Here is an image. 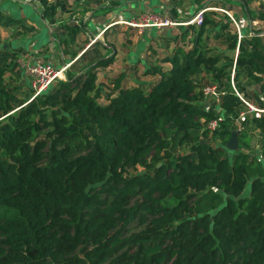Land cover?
Segmentation results:
<instances>
[{"label": "trees", "instance_id": "16d2710c", "mask_svg": "<svg viewBox=\"0 0 264 264\" xmlns=\"http://www.w3.org/2000/svg\"><path fill=\"white\" fill-rule=\"evenodd\" d=\"M72 1L74 14L119 4ZM190 1L201 23L178 25L170 68L144 73L159 78L149 90L124 72L106 92L99 73L116 56L99 42L107 55L74 54L65 80L33 98L26 78L23 97L7 75L24 50L0 41V264H264V32L238 30L230 6L250 22L244 0ZM39 2L46 26L73 12L70 0ZM24 21L0 9L12 38L31 30ZM235 132L245 148L258 138L261 158L229 151Z\"/></svg>", "mask_w": 264, "mask_h": 264}, {"label": "rangeland", "instance_id": "374dc122", "mask_svg": "<svg viewBox=\"0 0 264 264\" xmlns=\"http://www.w3.org/2000/svg\"><path fill=\"white\" fill-rule=\"evenodd\" d=\"M244 1L248 4L250 12L253 14L251 20L252 29L264 32V11L260 0ZM22 2V0H0V9H3L5 13H9L18 19L25 20L24 23L27 25H24V27L27 26V28H31V30L28 31H25L23 27H20L19 29L20 32H23L24 36L22 37V40L28 42L29 46L27 49L30 51L24 53L22 57L20 56V58L17 59L16 65L18 68L12 73V75H7L8 78L9 76L11 77V82L14 83V86L23 84L26 78L31 83V79L26 71L24 74L20 73V68L25 70V65L27 63H35L37 60H43L46 62L50 60L57 69H60L62 67V62L60 59L56 60L52 55L56 54L60 58L63 54L68 56L70 55L68 53L74 51L76 47H79L80 49V47H84L85 44L89 47H96L103 55H107L108 52L106 50L101 46H97L99 42H102L113 44L115 49L114 54L116 56L115 61L108 68L101 70L99 73V83L102 84L104 90L106 92H111L113 90V80L124 72L128 76L127 80L130 86H136L140 83L149 90L150 83L157 81L159 78L144 76V73L147 71V68H153L155 65H160L164 69L170 68V64L163 63V60L171 57L177 50V43L170 42V40L180 35L182 32L180 27H178V23L171 18V10L177 11L178 17L187 21V23L179 24L184 26V28H186L193 19V7L190 0H119V4L112 5V8L114 9L112 15L110 14L105 17V11H98L97 13H94L96 14V19L90 23V17H94L92 11L84 13L81 10V12L79 11V13L74 14L75 7L71 8L73 1L70 0V7H68L67 10L73 12L72 14L68 13L61 16L63 25L46 26L41 19L40 12L36 9L38 8L41 11L39 0H34L31 4H24ZM104 5L107 7L110 6L109 3H105ZM91 8L94 9V6ZM235 9L240 17V20H238V22L236 21L238 25L235 23L238 26L237 28H239L238 30L240 33L242 32L240 22H243L244 24L247 23V25L245 24L247 27L246 31H248L249 28L251 29L249 20L244 11L239 7H235ZM230 15L233 19L236 17L233 12H231ZM110 17L113 20L107 24V28L104 32H98L96 29V33H91L93 31L92 28H94L93 24H95V27H101V25L106 24L108 21L107 19H110ZM121 19H124L125 22L134 24V26L130 27L123 23H119L121 22ZM149 20L154 21L148 22ZM167 20L176 24L169 25L168 27L160 26V22H165ZM200 21L201 18H199L196 23L200 24ZM85 23L87 25H84ZM74 25L80 26L81 34L76 36L72 34L71 38L70 33L72 31L64 30L62 27L65 26L64 28H67L73 27ZM84 26H87V29L90 31L87 32ZM60 32H64L65 35L63 38L62 35L59 34ZM12 33L6 29H0V41L3 44H10L11 41L9 39L12 38ZM76 37L79 38L77 39ZM28 40L31 41L29 42ZM36 42L37 46H35ZM96 42L97 44H95ZM33 45L35 47H33ZM215 45L216 44L213 43L211 47H214ZM180 46H182V43H180ZM32 48H35L36 51L32 52ZM16 73L22 75L20 79ZM61 78H63L62 80H65V74ZM23 85L24 89L20 94L24 97L31 89L28 87L27 83ZM203 103L205 105L213 106L214 99H205ZM242 113L246 114L247 110H242L239 118H243V116H241ZM237 126L240 128L239 121L237 122ZM250 144V148H245L240 143V150L250 152L261 158L258 138H253ZM249 190L250 189L246 191V195L249 193Z\"/></svg>", "mask_w": 264, "mask_h": 264}, {"label": "built area", "instance_id": "2783aa9c", "mask_svg": "<svg viewBox=\"0 0 264 264\" xmlns=\"http://www.w3.org/2000/svg\"><path fill=\"white\" fill-rule=\"evenodd\" d=\"M22 1H23L22 3H24V4H31L34 0H22ZM260 3L262 6V9L264 11V0H260ZM201 16H202V13H200L199 16H197L194 20H192L193 22L191 21L190 23L196 22L199 18H201ZM120 21L121 22H119V23H123L127 26H130V27L134 26V24H132L130 22H125L124 19H121ZM152 21H154V20H149L148 22H152ZM119 23H116V24H119ZM200 23H201V21H200ZM234 23L237 24V22L235 20H234ZM174 24H176V23H173L172 21H169V20H167L165 22H163V21L160 22V26H162V27H165V26L168 27L169 25H174ZM68 68L69 67L66 66V67H63L61 69H57L53 65L52 62H49V61L46 62L43 60H37L35 63H27L25 65V71L31 79V87L35 93L33 98H36L37 96L46 92L53 85V83L56 80L63 79L61 77L65 74V72ZM203 92H204L205 97L218 98L220 95L216 86H208L204 89ZM246 104L248 105L250 112H263V111H259L257 108H255L254 106H252L249 103H246ZM241 116L244 117L245 114L242 113ZM217 126H218V122H213L212 124H210V128H212V129H215Z\"/></svg>", "mask_w": 264, "mask_h": 264}, {"label": "crops", "instance_id": "0c3cea01", "mask_svg": "<svg viewBox=\"0 0 264 264\" xmlns=\"http://www.w3.org/2000/svg\"><path fill=\"white\" fill-rule=\"evenodd\" d=\"M30 6V5H29ZM230 7H232V8H234V11H236V9H235V7H239L238 5H234V7L233 6H230ZM240 8V7H239ZM37 10H39L38 8H36ZM112 13H114L113 11H110V12H105V17H107L108 15H112ZM233 13H235V12H233ZM41 16V15H40ZM96 17V15L94 16V17H88L90 20H89V22L91 23L94 19H96L95 18ZM108 21L106 22V24L105 25H101V27H95V24H93L94 25V28H92V34L93 33H96L97 32V30H98V32H104L105 31V29L107 28L106 26H107V24H109L110 22H111V20H113L111 17H110V19H107ZM88 21V20H87ZM89 23V24H90ZM246 25H247V23H245ZM243 22H240V25L242 26V28H244V29H246L247 27H246V25H245ZM249 25L251 26V29H250V32L253 30L252 29V21H250L249 22ZM101 30H99V29ZM97 29V30H96ZM86 30H87V32L88 31H90V30H88L87 29V27H86ZM86 32V33H87ZM81 34V31H79V33H78V35H80ZM12 37V36H11ZM80 37V36H79ZM78 37V38H79ZM77 38V37H76ZM77 38V39H78ZM11 42H10V44L11 45H15V46H17L18 45V47L19 48H21V49H23L24 50V53H28L30 50H28L27 49V47L29 46L28 45V42L27 41H23L22 39L21 40H19V39H15V38H11V39H9ZM29 42L31 41V40H28ZM35 46H37V42L35 43ZM34 45H33V47H35ZM82 48H84V47H80V49H79V47H76V49L74 50V51H71V53L69 52L68 54H70V55H66V54H63V55H61V58L58 56V55H56V54H54V55H52V57H54L56 60H59L60 59V61L62 62L61 64H62V67L61 68H63V67H66V66H70V65H72V63H73V60H72V58H73V55L74 54H76L78 57H77V59L80 57V56H82V54L86 51V49H88L89 48V46L88 45H86L85 46V49L84 50H81ZM31 51L32 52H34V51H36V49L35 48H32L31 49ZM23 53V54H24ZM35 54V53H34ZM69 58V59H68ZM50 61V60H49ZM50 62H52V61H50ZM60 68V69H61ZM30 82V81H29Z\"/></svg>", "mask_w": 264, "mask_h": 264}, {"label": "water", "instance_id": "95a60500", "mask_svg": "<svg viewBox=\"0 0 264 264\" xmlns=\"http://www.w3.org/2000/svg\"><path fill=\"white\" fill-rule=\"evenodd\" d=\"M238 132H235L232 136V139L227 145V149L232 152H238L240 151V143L238 140Z\"/></svg>", "mask_w": 264, "mask_h": 264}]
</instances>
